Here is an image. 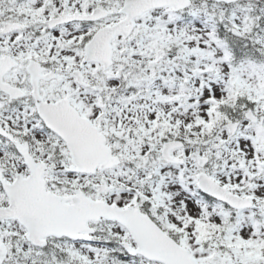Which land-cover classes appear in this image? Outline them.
Returning <instances> with one entry per match:
<instances>
[{
	"label": "snow or ice",
	"instance_id": "obj_1",
	"mask_svg": "<svg viewBox=\"0 0 264 264\" xmlns=\"http://www.w3.org/2000/svg\"><path fill=\"white\" fill-rule=\"evenodd\" d=\"M0 264H264V0H0Z\"/></svg>",
	"mask_w": 264,
	"mask_h": 264
}]
</instances>
